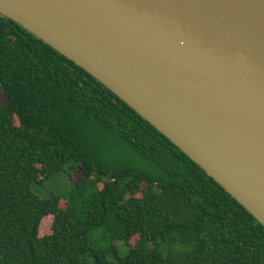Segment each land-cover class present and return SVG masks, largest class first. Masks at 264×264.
Segmentation results:
<instances>
[{"label": "trees", "instance_id": "obj_1", "mask_svg": "<svg viewBox=\"0 0 264 264\" xmlns=\"http://www.w3.org/2000/svg\"><path fill=\"white\" fill-rule=\"evenodd\" d=\"M73 171L65 195L41 196ZM0 264H264V226L91 74L0 16Z\"/></svg>", "mask_w": 264, "mask_h": 264}, {"label": "water", "instance_id": "obj_2", "mask_svg": "<svg viewBox=\"0 0 264 264\" xmlns=\"http://www.w3.org/2000/svg\"><path fill=\"white\" fill-rule=\"evenodd\" d=\"M264 226V0H0Z\"/></svg>", "mask_w": 264, "mask_h": 264}, {"label": "rangeland", "instance_id": "obj_3", "mask_svg": "<svg viewBox=\"0 0 264 264\" xmlns=\"http://www.w3.org/2000/svg\"><path fill=\"white\" fill-rule=\"evenodd\" d=\"M1 102L3 104L6 103L5 97L1 96ZM67 173V172H65ZM70 176V177H69ZM82 172L81 171H73L70 173H67V175L64 174H58L54 178L49 179L44 185L40 187L39 193L41 196L45 197V195L48 194H56V195H65L73 186V184L79 183V181L82 179ZM60 207H65V202L60 201ZM53 218L52 216H47L42 219L40 226H39V236H46L51 233V225H52ZM136 241V237H128L126 243L131 247ZM116 245L119 247L120 252L122 254H125L128 246L125 245L122 242H117Z\"/></svg>", "mask_w": 264, "mask_h": 264}]
</instances>
